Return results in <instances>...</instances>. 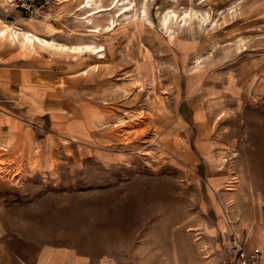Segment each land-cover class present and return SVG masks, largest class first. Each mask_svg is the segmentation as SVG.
Masks as SVG:
<instances>
[{"label": "rangeland", "instance_id": "rangeland-1", "mask_svg": "<svg viewBox=\"0 0 264 264\" xmlns=\"http://www.w3.org/2000/svg\"><path fill=\"white\" fill-rule=\"evenodd\" d=\"M113 1L87 19L84 0H0V37L54 24L98 52L66 56L90 69L89 115L50 133L54 167L0 146V225L120 263L217 264L232 231L264 228V0Z\"/></svg>", "mask_w": 264, "mask_h": 264}, {"label": "crops", "instance_id": "crops-1", "mask_svg": "<svg viewBox=\"0 0 264 264\" xmlns=\"http://www.w3.org/2000/svg\"><path fill=\"white\" fill-rule=\"evenodd\" d=\"M0 23H5L2 17ZM51 25L48 36L30 32L35 38L32 43L23 34L30 31L29 24L23 26L27 31L18 37L20 40L0 37V146L7 147L25 164L33 163L39 171L55 166L56 142L50 133L66 129L68 125L64 123L71 124L73 116L76 121H83L89 115L75 99L80 96L82 85L87 84L84 79L90 69L66 57L78 53L57 44L51 35L55 26ZM38 129L49 132L41 135ZM256 249L262 252L260 264H264V228L257 229L247 243L249 252ZM0 264L130 263L82 255L70 247L36 241L0 225Z\"/></svg>", "mask_w": 264, "mask_h": 264}, {"label": "built area", "instance_id": "built-area-1", "mask_svg": "<svg viewBox=\"0 0 264 264\" xmlns=\"http://www.w3.org/2000/svg\"><path fill=\"white\" fill-rule=\"evenodd\" d=\"M248 240L232 231L224 244L223 259L217 264H260L262 252L259 249L249 252Z\"/></svg>", "mask_w": 264, "mask_h": 264}, {"label": "bare ground", "instance_id": "bare-ground-1", "mask_svg": "<svg viewBox=\"0 0 264 264\" xmlns=\"http://www.w3.org/2000/svg\"><path fill=\"white\" fill-rule=\"evenodd\" d=\"M63 2H67V1H70V0H61ZM116 1L118 0H114L113 3H112V6L111 8H116ZM100 0H84V3H83V7L82 9L84 10H87L88 11V17L87 19L91 18V16H94V15H99L103 12H106L108 10L106 9H103L101 6H100ZM191 19V18H190ZM86 20V19H85ZM90 21V20H89ZM89 21L87 22L88 25L89 24ZM166 22V21H165ZM114 23V22H113ZM164 24V23H163ZM98 29V28H97ZM95 29V30H90V32L92 33H99V31ZM19 32H21V30H19ZM15 34V37L17 34V32H14ZM22 34V33H21ZM24 36H25V39L29 42V43H32L33 40L35 39L32 35H30L29 33H23ZM38 41H41L40 39H38ZM72 51H74L75 53H83V52H86V53H89V54H98V52L96 51V48H93L91 46H86V47H76V48H73ZM228 191H232V190H228Z\"/></svg>", "mask_w": 264, "mask_h": 264}]
</instances>
